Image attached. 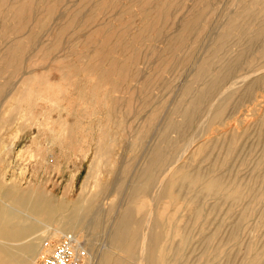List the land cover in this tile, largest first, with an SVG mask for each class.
<instances>
[{
  "label": "rangeland",
  "instance_id": "1",
  "mask_svg": "<svg viewBox=\"0 0 264 264\" xmlns=\"http://www.w3.org/2000/svg\"><path fill=\"white\" fill-rule=\"evenodd\" d=\"M263 38L264 0H0V198L35 189L56 206L42 219H99L85 264L129 196L157 237L149 264H264Z\"/></svg>",
  "mask_w": 264,
  "mask_h": 264
},
{
  "label": "bare ground",
  "instance_id": "2",
  "mask_svg": "<svg viewBox=\"0 0 264 264\" xmlns=\"http://www.w3.org/2000/svg\"><path fill=\"white\" fill-rule=\"evenodd\" d=\"M241 11V10H240ZM247 14V13H245ZM221 16V15H220ZM223 21V20H222ZM230 22V21H229ZM220 23V22H219ZM237 25V23H236ZM213 28V27H212ZM235 30V29H234ZM230 33V30H226L223 32V34L221 35V45L222 46H227L228 44L226 43L227 42V37ZM210 36V35H209ZM215 37V36H214ZM264 39V38H263ZM235 40V39H234ZM232 40V41H234ZM254 42V41H252ZM207 43V42H206ZM209 43V42H208ZM210 44V43H209ZM227 44V45H226ZM254 44V43H253ZM206 47V46H205ZM225 48V47H224ZM223 49V48H222ZM225 50V49H224ZM222 50V51H224ZM239 50V49H238ZM220 51V52H222ZM246 51V50H245ZM226 56V55H225ZM224 57V56H223ZM224 59V58H223ZM220 60V59H219ZM224 60L220 61V62H223ZM219 62V63H220ZM197 63V62H196ZM237 63V62H236ZM212 64V63H211ZM218 64V62H217ZM223 64V63H221ZM220 64V65H221ZM215 65V64H214ZM263 65V64H262ZM208 66V65H207ZM206 66V67H207ZM213 66V64H212ZM217 66V65H216ZM215 67V66H214ZM237 67V66H236ZM211 68V67H210ZM208 68V69H210ZM205 70V69H204ZM237 70V69H236ZM235 70V71H236ZM258 70V69H257ZM260 70V69H259ZM210 71V70H208ZM256 71V70H255ZM262 71V70H260ZM224 72V71H223ZM222 72V73H223ZM259 72V71H258ZM221 73V74H222ZM256 73V72H255ZM254 73V74H255ZM204 74V73H202ZM210 74V73H208ZM207 76V75H206ZM205 76V77H206ZM221 76V75H220ZM232 76V75H231ZM230 76V77H231ZM258 76V75H257ZM204 77V78H205ZM241 76H239L238 78H240ZM243 77V76H242ZM204 78H202L204 80ZM250 78V77H249ZM208 79V77H207ZM209 79H210V75H209ZM212 79V78H211ZM210 79V80H211ZM230 79V78H229ZM235 79V78H234ZM243 79V78H242ZM248 79V78H246ZM245 79V80H246ZM256 79V78H255ZM221 80V79H220ZM244 80V81H245ZM251 80V79H250ZM258 80V79H257ZM215 80L211 81V83H208L207 85H209L207 87L206 90H204V95H208V93H210L211 89H213L215 87V85H217L216 83H214ZM218 81H219V78H218ZM225 81V80H224ZM238 82V81H237ZM236 82V83H237ZM248 83L250 82L249 80L247 81ZM255 82V81H253ZM238 84V83H237ZM236 84V85H237ZM223 85V84H222ZM257 85V84H256ZM226 87V86H225ZM216 88V87H215ZM214 88V89H215ZM218 88V86H217ZM229 88V87H228ZM227 90V89H226ZM233 90V89H232ZM221 91V90H219ZM223 91V90H222ZM225 91L221 92V94H223ZM231 92V91H230ZM214 93V92H212ZM219 93V92H217ZM245 93V92H244ZM220 94V95H221ZM228 93L226 91V93H224L223 95V99L227 98L228 97ZM218 96V94H217ZM213 98V97H212ZM218 100V99H217ZM216 100V101H217ZM211 101L213 102L214 100L211 99ZM193 102V101H192ZM196 103V101H194ZM215 102V101H214ZM194 103V104H195ZM213 104V103H212ZM193 105V104H192ZM211 107V104L210 106ZM215 107V106H214ZM182 108V107H181ZM219 108V107H218ZM183 110V109H182ZM189 110V109H188ZM214 110V109H213ZM184 111V110H183ZM186 113H187V110H185ZM185 111L183 113H185ZM190 111V110H189ZM194 113V112H193ZM187 115V114H186ZM194 115V114H193ZM202 115V114H201ZM219 115V114H218ZM206 116V115H205ZM215 116V115H214ZM186 117V116H185ZM188 117V115H187ZM217 117V116H216ZM198 118V116H197ZM192 119V118H191ZM185 120H187L185 118ZM199 121V120H198ZM202 121V120H201ZM187 123V122H186ZM196 123V122H195ZM194 126V125H193ZM196 127V126H195ZM187 128V127H186ZM235 128V127H234ZM195 130V129H194ZM169 131V130H168ZM168 133V132H167ZM170 134V133H169ZM171 135V134H170ZM189 143V142H188ZM159 146V145H158ZM184 146V145H182ZM187 146V145H186ZM190 147V145H189ZM181 150V149H180ZM178 152V151H177ZM149 153V152H148ZM184 154V153H183ZM164 155V154H163ZM161 156V157H164L163 159H167L165 156ZM178 155V154H177ZM154 160L156 161V159L159 157V153H156L154 155ZM160 157V158H161ZM175 157V156H174ZM159 158V160H160ZM170 158V156H169ZM172 158V157H171ZM177 158V157H176ZM162 159V160H163ZM175 159V158H174ZM168 160V159H167ZM178 160V159H177ZM166 161V160H165ZM164 162V161H162ZM169 162V160H168ZM178 162V161H177ZM159 163V162H158ZM166 163V162H165ZM174 163V161H173ZM162 164V163H160ZM172 164H169V166L171 167ZM159 166V165H158ZM168 167V166H167ZM181 166L179 167H175L172 168L170 170V175L167 174L168 176L170 177H167V175L163 176L162 177V180H158L159 178H157V184H158V181L163 184V186L165 187H168L169 184L173 183V181L177 178L178 174L181 173V171H183V169L181 170L180 169ZM153 169V168H151ZM163 169V168H162ZM166 171V169H164ZM168 170V169H167ZM181 170V171H180ZM153 171V170H152ZM153 173V172H151ZM165 173V172H163ZM167 173V171H166ZM187 173V172H185ZM182 175H184L183 173H181ZM201 173H199V176H200ZM181 175V176H182ZM197 175V174H196ZM196 175H195V178H196ZM203 175V174H202ZM193 176V175H191ZM197 176V177H199ZM216 176V175H215ZM146 177V175H145ZM179 177H180V174H179ZM178 177V178H179ZM213 177V176H212ZM156 178H154V182L156 180ZM185 178V177H183ZM187 178V177H186ZM194 178V177H193ZM192 178V179H193ZM194 178V180H195ZM205 178V177H204ZM140 179V178H139ZM197 179H200V178H197ZM151 180V179H150ZM149 180V182H150ZM167 180V181H165ZM202 180V179H201ZM205 180V179H204ZM203 180V181H204ZM217 180V179H216ZM212 179L209 181V188H212L217 185V181ZM219 180V178H218ZM177 181V180H176ZM140 182V180L138 181ZM138 182H137V185H138ZM148 182V183H149ZM154 182L151 181V185L154 184ZM175 182V181H174ZM195 183V182H194ZM198 183V181H197ZM203 183V182H202ZM205 183V181H204ZM203 183V184H204ZM221 183V182H220ZM219 183V184H220ZM150 184V183H149ZM161 184H158L157 186L158 187H163ZM175 184V183H174ZM196 184V183H195ZM218 184V185H219ZM137 185H134V186H137ZM148 185V184H147ZM180 185V184H179ZM155 186V184H154ZM195 186V185H194ZM220 186V185H219ZM145 187V186H144ZM163 187L162 190H165ZM173 187V186H172ZM147 188V186H146ZM154 188V187H153ZM157 187L155 186V189ZM216 189H218V186L217 187H214ZM221 188V187H220ZM219 188V189H220ZM149 190V188H147ZM154 189V190H155ZM158 189V188H157ZM136 190V188L134 189ZM148 190V191H149ZM154 190L152 193H154ZM160 190V189H159ZM159 190H157L156 192L159 193ZM161 190V191H162ZM173 190V189H172ZM133 191V190H132ZM146 191V190H145ZM210 191H213V190H210ZM209 191V192H210ZM131 192V191H130ZM151 192V191H150ZM168 192V191H167ZM166 192V193H167ZM170 192V191H169ZM139 193H140V189H139ZM149 193V192H148ZM171 193H173L171 191ZM212 193V192H211ZM134 194V193H133ZM146 194V193H145ZM161 194V192L159 193ZM158 194V195H159ZM39 197L40 194L39 192L37 193V190L35 189H30L29 191L25 192V191H22V190H17L15 189L14 187L10 188L7 193L5 194V196L2 198H0V264H34L37 259H36V256L37 254L40 252V249H41V243L44 239H47V238H50L52 237L54 234L58 233V234H62V235H65V234H68V233H73L75 234V237L79 240H80V235L79 233H81V231H84L86 229L88 230H91L93 231V229H95V227L98 225V220H95L93 221V219H91L92 221H89L86 222L84 219L80 218L78 215H76V212L79 213L78 211L74 212L73 209L72 211H69V212H65L64 210V214L65 213H69L68 215H63L61 216L63 213H59L58 215L61 216L60 218L58 217V219L55 220V217L52 218V219H42L40 218V216H42L43 214V211H47L45 209H48L45 207V205H52V204H48V201L46 204L39 201L41 200L40 197L37 199V196ZM129 195H132V194H129ZM172 195V194H171ZM43 196V195H42ZM149 196V195H148ZM156 196V195H155ZM162 196V195H161ZM160 196V197H161ZM165 196V195H163ZM167 196V194H166ZM45 197V196H44ZM44 197H41V198H44ZM159 197V198H160ZM168 197V196H167ZM172 197V196H171ZM170 197V198H171ZM129 200L128 202H124L123 203H120L118 206V208H113V207H110L108 209L109 211V215L112 213V211H117L116 215H114L113 213V219H110L108 216L107 218H109L110 220H113V223L111 224V221H110V225L112 226H109L111 229H109V231L106 233L107 234V244H105V247H104V254L102 252V255L100 257V260L97 264H125L124 262H122V260H129V259H134V264H140V261H148L147 264H149V261L151 259H154L157 257L156 255L158 254L157 253V237L153 234L154 232V229H153V226L151 227L150 224H144L143 223V226L142 228L140 229V221H136V218H134V215H135V212L133 213V210L134 208L138 209V206L135 207V203L133 201L134 198H131L130 196L128 197ZM131 198V199H130ZM92 199V198H91ZM90 199V200H91ZM95 199V198H94ZM94 199L93 200H88V204L87 205V208L89 209L90 207L93 206V202H94ZM126 199V198H125ZM136 199V198H135ZM43 200V199H42ZM46 200V199H45ZM86 200V199H85ZM149 200V199H148ZM80 202H82L83 204V201H81V199L79 200ZM99 201V200H98ZM103 201V200H102ZM101 201V202H102ZM127 201V200H126ZM79 202V203H80ZM123 202V201H122ZM50 203V202H49ZM138 203V202H137ZM139 203H140V199H139ZM150 203V202H149ZM45 204V205H44ZM83 204V205H85ZM103 204V202H102ZM106 204V203H105ZM152 204V203H151ZM57 205V204H56ZM62 205V204H60ZM82 205V206H83ZM85 205V206H86ZM100 205V204H99ZM104 205V204H103ZM108 205V203L106 204ZM53 207L56 208V206L52 205ZM102 206V205H101ZM105 206V205H104ZM51 207V206H49ZM60 207V206H58ZM74 207V206H73ZM78 207V206H77ZM77 207H75L74 209H76ZM45 208V209H44ZM105 208V207H104ZM52 209L49 208L48 209V212ZM54 209V208H53ZM62 209V207L60 208ZM84 209V208H83ZM86 209V208H85ZM91 209V208H90ZM97 209V208H96ZM95 209V210H96ZM101 209V208H100ZM135 209V210H136ZM140 209V208H139ZM58 210V208H57ZM77 210V209H76ZM87 210V209H86ZM84 210V211H86ZM103 210V209H102ZM134 210V211H135ZM82 211V213L84 212ZM89 211V210H88ZM91 211V210H90ZM106 211V210H104ZM103 211V212H104ZM51 212V211H50ZM73 212V213H72ZM101 211V213H103ZM111 212V213H110ZM88 213V212H86ZM95 213V212H94ZM99 216H100V211L98 212ZM137 213V212H136ZM105 214V213H104ZM83 215V214H80V216ZM87 217H88V214H86ZM85 215V216H86ZM97 215V216H98ZM107 214H105V217H106ZM148 215V214H147ZM147 215L145 218H147ZM38 216V217H36ZM54 216V215H53ZM56 216V215H55ZM84 216V217H85ZM136 216V215H135ZM95 217V216H94ZM111 217V215H110ZM25 218L27 219H33L34 220V223H29L27 225H22L23 222H25ZM154 218V217H153ZM26 219V220H27ZM151 219V217H150ZM105 220V219H104ZM141 220V219H140ZM153 220V219H152ZM100 222V221H99ZM106 222V221H105ZM103 222V223H105ZM109 222V221H107ZM145 222V221H144ZM148 222V220L146 221ZM102 223V221H101ZM149 223H151L149 221ZM159 223V222H157ZM108 224V223H107ZM104 225V224H103ZM154 225V223H153ZM107 226V225H106ZM162 226V225H161ZM100 227V226H98ZM101 227H102V224H101ZM163 228V227H162ZM107 229V230H108ZM39 230L38 233H36L37 231ZM103 231V230H102ZM36 233V234H35ZM83 233V232H82ZM162 233V231H161ZM164 235V234H163ZM105 237V235H104ZM160 238V237H159ZM158 238V239H159ZM163 240V239H162ZM160 241V239H159ZM165 241V240H164ZM105 242H106V239H105ZM160 243V242H159ZM164 244V243H163ZM159 245V244H158ZM160 249V248H159ZM158 249V251H159ZM165 249V248H164ZM162 250V249H160ZM166 252V251H165ZM164 252V253H165ZM118 253H121L118 255ZM114 255V256H113ZM167 255V254H166ZM165 255V256H166ZM103 256V257H102ZM116 256V257H115ZM164 256V257H165ZM113 257L115 258V260H113ZM119 257V260H116L117 258ZM120 257L121 258H125V259H122L120 261ZM102 258V259H101ZM165 259V258H164ZM176 260V259H175ZM131 261V260H130ZM167 261V260H166ZM155 263V261H154ZM161 263V262H160ZM166 263V262H164ZM163 263V264H164ZM170 263V262H168ZM89 264V263H88ZM93 264V263H92ZM130 264V262H129Z\"/></svg>",
  "mask_w": 264,
  "mask_h": 264
},
{
  "label": "built area",
  "instance_id": "3",
  "mask_svg": "<svg viewBox=\"0 0 264 264\" xmlns=\"http://www.w3.org/2000/svg\"><path fill=\"white\" fill-rule=\"evenodd\" d=\"M85 255L82 242L68 233L57 240H46L37 264H85Z\"/></svg>",
  "mask_w": 264,
  "mask_h": 264
}]
</instances>
